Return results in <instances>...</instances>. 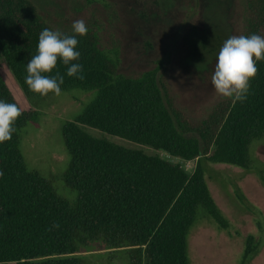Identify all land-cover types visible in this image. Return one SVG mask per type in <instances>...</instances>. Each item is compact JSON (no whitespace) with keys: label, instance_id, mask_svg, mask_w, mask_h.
Here are the masks:
<instances>
[{"label":"trees","instance_id":"obj_1","mask_svg":"<svg viewBox=\"0 0 264 264\" xmlns=\"http://www.w3.org/2000/svg\"><path fill=\"white\" fill-rule=\"evenodd\" d=\"M245 7L243 35L264 36V0H245ZM45 28L76 35L49 24L33 0H0V101L19 107L1 74L2 62L27 96L44 97L29 90L25 76ZM76 38L81 58L74 63L82 64L84 78L69 77L62 60L47 75H63L62 92L96 93L64 129L72 156L66 182L78 199L59 198L50 182L26 167L19 132L37 113L20 109L11 141L0 143V264H94L83 255L94 252H106L109 263L122 258L124 264H191L193 227L202 219L228 227L207 184L209 165L248 170L251 145L264 138V60L256 62L258 75L244 102L221 97L195 120L180 107L163 62L127 77L96 29ZM80 126L154 154L93 138ZM189 162L196 164L192 173L182 164ZM256 252L249 238L245 260Z\"/></svg>","mask_w":264,"mask_h":264},{"label":"rangeland","instance_id":"obj_2","mask_svg":"<svg viewBox=\"0 0 264 264\" xmlns=\"http://www.w3.org/2000/svg\"><path fill=\"white\" fill-rule=\"evenodd\" d=\"M33 1L57 29L73 31V22L80 19L87 28L96 29L103 48L118 54L119 72L127 77H139L163 62L180 107L195 120L221 98L211 79L219 50L230 36L243 35L246 25L245 0H198L199 4L196 0ZM1 67L20 109L37 113L36 121L19 132V150L26 167L50 182L59 198L75 202L78 193L66 182L72 156L65 146L64 129L82 114L96 93L71 89L58 97H29L8 65L2 62ZM80 127L93 138L154 154L149 147ZM250 158L248 170L209 165L207 184L228 227L200 220L189 237L191 264H264V138L251 145ZM182 164L190 173L196 166ZM249 238L257 252L245 260ZM83 255L94 264L125 263L122 258L109 263L106 252ZM100 255L103 257L93 258Z\"/></svg>","mask_w":264,"mask_h":264},{"label":"clouds","instance_id":"obj_3","mask_svg":"<svg viewBox=\"0 0 264 264\" xmlns=\"http://www.w3.org/2000/svg\"><path fill=\"white\" fill-rule=\"evenodd\" d=\"M72 29L76 35L70 36L48 28L41 31L37 54L30 58L26 69L25 83L30 91L44 97L50 93L57 97L62 94L63 75L59 72L55 76L47 75L57 68L59 60L68 66L69 77L84 78L82 64L74 61L81 58V53L77 51L79 41L76 36H86L88 28L85 21L80 19L73 22ZM260 60H264V36H230L219 50L211 78L216 94L232 99L233 102H244L250 91V82L258 75L256 62ZM21 115L22 112L16 104L0 101V143L11 141L15 132L14 122ZM3 175L0 170V178Z\"/></svg>","mask_w":264,"mask_h":264},{"label":"built area","instance_id":"obj_4","mask_svg":"<svg viewBox=\"0 0 264 264\" xmlns=\"http://www.w3.org/2000/svg\"><path fill=\"white\" fill-rule=\"evenodd\" d=\"M166 158H168V159H170V160H172V161H176L177 159H173V158H171L169 155H166Z\"/></svg>","mask_w":264,"mask_h":264}]
</instances>
